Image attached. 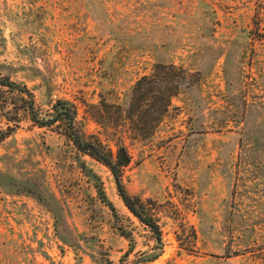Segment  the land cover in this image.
Masks as SVG:
<instances>
[{
	"label": "rangeland",
	"instance_id": "374dc122",
	"mask_svg": "<svg viewBox=\"0 0 264 264\" xmlns=\"http://www.w3.org/2000/svg\"><path fill=\"white\" fill-rule=\"evenodd\" d=\"M158 63L190 83L166 112H155L158 88L130 106ZM0 76L43 112L57 99L75 106L80 131L162 230L147 264H264V0H0ZM3 104L0 130H13L0 142V264L154 251L108 166L62 125L31 122L16 94Z\"/></svg>",
	"mask_w": 264,
	"mask_h": 264
},
{
	"label": "trees",
	"instance_id": "16d2710c",
	"mask_svg": "<svg viewBox=\"0 0 264 264\" xmlns=\"http://www.w3.org/2000/svg\"><path fill=\"white\" fill-rule=\"evenodd\" d=\"M191 73L181 66L174 64L158 63L155 65L152 75H143L138 79L134 88L130 106H138L146 96H151L155 88H158V96H155L158 104L154 103L155 112H166L168 102L171 96L176 95L182 86H187L190 81L187 80ZM17 95L22 101L21 108L27 113L31 122L38 126L62 125L65 135L82 152L92 156L96 160L110 168L114 175L116 188L119 197L126 208L147 228L154 241L151 253L142 251L135 252L134 258L130 259L131 247L124 252L119 259V264H147L154 261L160 254L162 248V230L150 213L147 204L137 196L130 195L125 189L121 175L112 163L111 154L106 150L102 143L96 138H89L83 135L76 123V108L72 103L62 99H57L49 110L43 112L35 101L34 94L24 84L11 80L8 76H0V102L5 107L10 94ZM6 94V95H5ZM153 105V104H152ZM153 107V106H152ZM154 108V107H153ZM15 113L12 118L9 110L4 115L7 120L16 122L18 111L12 108ZM16 125V124H15ZM12 126L0 130V142L6 138L11 131ZM125 232V231H123ZM124 236L130 237L127 233Z\"/></svg>",
	"mask_w": 264,
	"mask_h": 264
},
{
	"label": "water",
	"instance_id": "95a60500",
	"mask_svg": "<svg viewBox=\"0 0 264 264\" xmlns=\"http://www.w3.org/2000/svg\"><path fill=\"white\" fill-rule=\"evenodd\" d=\"M118 158L120 159V161H122V162H127V157H126V153H125V151H124V149H120L119 151H118Z\"/></svg>",
	"mask_w": 264,
	"mask_h": 264
}]
</instances>
